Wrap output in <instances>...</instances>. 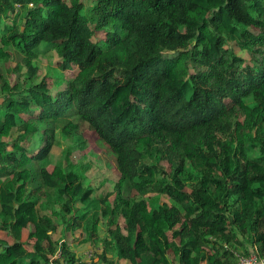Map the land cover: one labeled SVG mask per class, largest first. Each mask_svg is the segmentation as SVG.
I'll list each match as a JSON object with an SVG mask.
<instances>
[{"label": "trees", "instance_id": "1", "mask_svg": "<svg viewBox=\"0 0 264 264\" xmlns=\"http://www.w3.org/2000/svg\"><path fill=\"white\" fill-rule=\"evenodd\" d=\"M210 1L0 0V264L264 257V0Z\"/></svg>", "mask_w": 264, "mask_h": 264}, {"label": "rangeland", "instance_id": "2", "mask_svg": "<svg viewBox=\"0 0 264 264\" xmlns=\"http://www.w3.org/2000/svg\"><path fill=\"white\" fill-rule=\"evenodd\" d=\"M196 2V1H195ZM197 2L203 6L205 9H214L217 8L220 3L216 1H210V0H197ZM256 11L260 12L262 15H264V10L261 9V7L256 6ZM41 64L43 65V72H46L48 68L51 67V64L49 63V60L46 57H41ZM48 66V67H46ZM46 67V68H45ZM42 72V73H43ZM43 75V74H42ZM41 75V76H42ZM250 103V101H248ZM80 134L83 138V140L86 142V149L83 151L81 157L83 156L84 161L90 162L92 160L95 161V158L102 154V158L105 160L107 164L105 167H101V162H96L94 169L91 170L87 176H90L93 182V185L96 186L100 181L104 180L107 182V190L115 191V183L118 181V163H117V157L114 153V151L109 148L104 142L99 141L92 135V131L90 130L87 125H83L80 128ZM70 144L66 143L63 144L62 141L58 139L57 145L52 149V154L49 160H47L46 163L43 164L45 168L49 169L51 172H53L55 175H61V170L57 167V164H59L61 161L64 160V150L66 147H68ZM74 159L76 162L79 161L80 156L77 153H74ZM89 181V180H88ZM176 210L173 209L168 213H166L165 209L163 208L160 211V216L164 217L169 224H175L176 221H178V217L180 216L178 213H175ZM103 241V238L99 240L97 245L95 246L96 250H98V253L101 252V243ZM90 248H85L81 251H76L82 255H85L87 258L90 256ZM94 254V252H93ZM136 261L131 259V262L128 264H136ZM118 264H124L123 262H118Z\"/></svg>", "mask_w": 264, "mask_h": 264}, {"label": "built area", "instance_id": "3", "mask_svg": "<svg viewBox=\"0 0 264 264\" xmlns=\"http://www.w3.org/2000/svg\"><path fill=\"white\" fill-rule=\"evenodd\" d=\"M237 263L236 264H264V257H258L256 254H250L245 257L236 255Z\"/></svg>", "mask_w": 264, "mask_h": 264}, {"label": "crops", "instance_id": "4", "mask_svg": "<svg viewBox=\"0 0 264 264\" xmlns=\"http://www.w3.org/2000/svg\"><path fill=\"white\" fill-rule=\"evenodd\" d=\"M49 170V169H48ZM50 171V170H49ZM125 264V263H124Z\"/></svg>", "mask_w": 264, "mask_h": 264}, {"label": "water", "instance_id": "5", "mask_svg": "<svg viewBox=\"0 0 264 264\" xmlns=\"http://www.w3.org/2000/svg\"><path fill=\"white\" fill-rule=\"evenodd\" d=\"M17 207V206H16Z\"/></svg>", "mask_w": 264, "mask_h": 264}]
</instances>
